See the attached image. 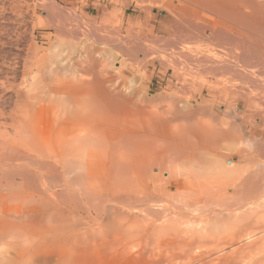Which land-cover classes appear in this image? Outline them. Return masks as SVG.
Listing matches in <instances>:
<instances>
[{
  "label": "bare ground",
  "instance_id": "6f19581e",
  "mask_svg": "<svg viewBox=\"0 0 264 264\" xmlns=\"http://www.w3.org/2000/svg\"><path fill=\"white\" fill-rule=\"evenodd\" d=\"M178 1V13L197 15L200 32L215 38L231 31L239 59L264 48V0ZM53 41L46 51L27 48L30 59L38 57L27 61V84L12 74L0 79V264H264V195L243 187L250 152L224 144L213 115L203 120L209 127L204 113L174 114L178 108L168 102L169 115L177 109L170 118L158 114V97L129 87L121 95L114 47L103 48L104 60L94 47L102 60L92 55L88 63L83 41L66 48V40L61 51V40ZM191 57L177 60L187 64ZM228 151L248 162L244 169L226 159Z\"/></svg>",
  "mask_w": 264,
  "mask_h": 264
},
{
  "label": "rangeland",
  "instance_id": "374dc122",
  "mask_svg": "<svg viewBox=\"0 0 264 264\" xmlns=\"http://www.w3.org/2000/svg\"><path fill=\"white\" fill-rule=\"evenodd\" d=\"M176 1L52 0V4H50V0H0V10L2 9L0 12L3 13L0 15V26H2L0 28H4L5 32L3 35H0V43H3L2 45L5 44L4 46L0 44V46H2L0 47V79L12 74L13 78L15 76L18 83H21V79H23L22 82L27 84L28 79L26 77V80L23 74L25 73V66L30 60V62H32L38 59V57L33 60L30 59L33 54L27 51H29V48L31 47L37 49L40 48L43 51H46L49 45H51L52 42L54 43L53 40H55V38L61 40L60 43H62V45H59V49H63V47L66 45V42L70 41L73 43H71V45L70 42L67 43V46H65L67 48L68 44L70 47H74L77 45L76 43L79 45L83 41V59L87 58L85 60H87V62L89 61L88 63H90L91 60H88L89 56L92 57V55H96L95 58L101 61L102 59H105L104 53L107 54L106 50L115 48V59L116 63L118 64L117 65L115 63V66L119 72L116 85L119 87L122 85L121 87H123V90L119 87H117L116 90L118 89L117 91L122 93L121 95L124 94V88L127 87L126 90L130 88L134 93L147 96L146 98H149V100L158 97L159 99L155 100L156 102H154V106L157 108L159 107L163 111L160 109L156 110L154 109V106H152V110L154 109V111H152L153 113H156L157 111L159 112L160 110V113L157 112L158 114H161L162 112H168L166 115H169L167 108L171 109L170 106L174 104L173 106L178 108V111L177 109H175L177 112L172 109L174 111H170V118L173 112H176L174 114H177L180 110L181 112H185L187 108H189L191 111H196L197 114L195 118L201 116L204 113V116H201L203 123H206L203 121L205 116V121L208 119L210 121L212 120L211 115H213L214 119L210 123H215L216 128L220 129L224 133L225 136L223 134L220 135L224 138L223 141H225V143H223L232 144L235 142L238 143L239 148L243 149L244 153L245 151L250 152L245 153V155H248L246 156L249 158L246 160H250L251 164L248 162L247 164L246 160H243L238 156H233L235 155V152L233 153V151L232 153L231 151L226 153V155L229 156L228 158L226 157V159L233 161L237 167L244 169V166L247 164L249 167L246 166L245 168L247 170H245L248 171V169L251 168L249 171H252L245 173V175L248 174L245 178L246 183L243 185L246 192H254L255 189L257 190L258 188L259 192L261 191L264 195V183H262L264 182V152H262L264 151V89H261L264 88V51H262L264 48L262 49L260 47L262 50H260L258 55H254L253 53L250 54L251 50L249 49L250 52L248 51L247 54H250L252 58L250 56L248 57L246 54L244 57L242 56V58L239 59L242 55L241 47L238 46L231 31H225L222 36L215 38L214 36L212 37V31L210 30L208 31L210 35L200 32L198 29L199 25L196 23L197 19H195L197 18L195 17L196 14L192 12H188V14H184L183 12L178 13V11L181 9V5L178 0ZM167 3H171L170 6L174 5V7L171 6V8L167 9L169 6ZM175 5H177V7ZM77 17L79 18L81 24H78L79 21ZM173 25L176 27H173ZM6 29L8 32H10L8 33L9 35H13L12 38L6 34ZM76 30L80 34L77 33ZM72 31L74 32L72 33ZM18 32L21 34L20 36H18ZM75 32L77 34H75ZM69 33L70 36L72 34V38H70L69 35L67 36ZM5 34L6 36H4ZM76 35L78 36L77 39ZM203 35H205V37ZM62 36L64 39L66 38L64 41ZM16 38H19L20 40H17ZM14 39H16V41ZM70 39L77 41L75 43L73 42L74 40L72 41ZM209 39L212 41L208 42L207 40ZM89 45L92 46L91 49L87 48ZM100 46H102V48H100ZM189 47H196L198 50L193 54L191 52L184 51ZM27 48L29 50H27ZM93 48L99 55L101 54L103 56L102 59H100L101 56H99L100 58L98 57V54ZM96 48H98L99 51H97ZM103 48L106 49L105 52ZM89 50L90 54L88 53ZM235 53V58L240 55L238 57L239 62H234L235 58L233 57L235 56ZM181 54L192 55L191 58H188L189 61L187 64L181 60H177V56ZM85 55L87 56L85 57ZM25 56L28 58V60ZM94 56L92 58H94ZM32 58H34V56ZM246 58L247 61H244ZM85 60L83 63L84 65L87 64ZM257 60L258 62L260 60L259 63L262 62L259 64L260 66L257 64L258 62H255ZM22 61L26 62L22 63ZM177 61L181 65L183 63L184 64L181 66ZM17 62L19 63V66L17 65ZM167 62H170V64H167ZM174 62L180 67L176 69L177 74H175L174 71V68L178 67L176 64H173L175 65L174 68H170L173 67L171 63ZM211 62H214L213 65H215L212 66ZM232 62H234L235 65L234 63L232 64ZM242 62L245 63V65ZM195 64L198 65V68L206 66L205 68L207 72L202 71L205 70V68H200L201 71L196 69L197 66ZM231 64L235 67H232ZM248 64L250 67H252L251 65L253 64L255 70L253 67L251 70V68L248 67ZM5 65L6 67L8 66V68L15 65L16 68H9V70L5 67ZM84 65L83 68L88 66V64L87 66ZM169 65L170 67H168ZM186 65L190 66V70H188V66L187 69H185ZM218 65L227 68H225L223 71L221 69L222 72H220V70H216ZM183 66L185 67L183 68ZM193 66H196V68L194 67V70L192 71L191 68ZM209 68L216 69L212 71ZM229 68H232V70L236 68L237 69L236 71L234 70V72ZM242 69H244V72ZM8 70L11 72L9 73ZM3 75L5 76L3 77ZM17 76L19 77V81ZM8 78L12 79V76H8ZM41 79L39 78L37 81L42 82ZM47 79V77H44L43 81L48 82ZM250 80L253 81L250 82L251 84L248 82ZM255 81L257 84L254 83ZM253 83L256 85V87L253 85ZM247 84H250L253 87L249 85V88ZM247 89L252 90V93L250 94L248 92L249 90L247 91ZM249 95H251V97ZM240 96L241 98H239ZM247 97H250L248 101L246 100ZM260 101H263V103ZM162 102L170 106H163ZM168 102L173 104H169ZM158 103H161V105ZM256 104L260 108L256 107ZM184 107L186 108L184 109ZM182 108L184 111H182ZM150 109L151 108L148 110V108H146V111L149 114H151ZM164 110L166 111L164 112ZM200 110L202 112H198ZM209 113L210 115H208ZM161 115L165 116V114ZM251 116L252 118H250ZM245 118L246 120H244ZM247 118L249 119L247 120ZM135 120L138 121L140 119L138 118ZM194 122L195 121H190L192 124ZM208 123H206V125ZM183 124L188 125V123L185 122ZM216 131L218 130L216 129ZM221 131H218L217 133L219 134ZM139 139L141 140V143L142 140H144L142 137ZM251 139H253V141H251ZM255 170H257V173ZM250 174L253 176L251 177ZM248 177L251 178L248 179ZM261 178L263 180H261ZM251 179L252 181H255L252 183ZM257 182H261V185ZM249 187L251 188L249 189Z\"/></svg>",
  "mask_w": 264,
  "mask_h": 264
}]
</instances>
